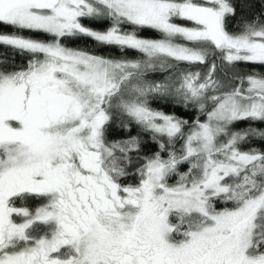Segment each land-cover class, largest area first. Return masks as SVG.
<instances>
[{
    "label": "snow or ice",
    "instance_id": "6c2138e0",
    "mask_svg": "<svg viewBox=\"0 0 264 264\" xmlns=\"http://www.w3.org/2000/svg\"><path fill=\"white\" fill-rule=\"evenodd\" d=\"M259 4L0 0V264H264Z\"/></svg>",
    "mask_w": 264,
    "mask_h": 264
},
{
    "label": "trees",
    "instance_id": "16d2710c",
    "mask_svg": "<svg viewBox=\"0 0 264 264\" xmlns=\"http://www.w3.org/2000/svg\"><path fill=\"white\" fill-rule=\"evenodd\" d=\"M234 2H235L236 7H237V16L239 17V15H241L240 0H234ZM254 3L256 5L255 10H259V7H260L259 0H254ZM243 14L248 15L249 13L244 12ZM176 22L177 23H185V21H182V20H177ZM234 23H235V21H232L230 23V25H229L230 30H234L232 27V25ZM92 26L93 27H107V25H95V24ZM0 31L7 32V31H11V29L0 26ZM25 35H34V34L25 33ZM142 35L147 36V37H151V38H157V34L154 32H150V31L144 32V33H142ZM36 38L45 39L46 37L43 35H38V36H36ZM68 46L73 47V48H85L87 50H93V51H96L98 54H109V53H111L112 55H115V56L120 55V53L117 49H115V48H103V49H101L97 45H95L93 41H91L89 39H80V40H77L75 42L69 43ZM130 55H135V53H130ZM241 67H243L248 72L255 71L258 73H264V66L248 64V65H241ZM155 78L156 79H162L163 74H159ZM152 106L153 107H159L165 112H169V113L174 112L176 115L181 116L185 119H189V120L192 119L193 116L195 115L194 112L185 113V111L183 109L175 108L171 104H166L164 102L156 103V104H153ZM248 126H249L248 123H239L234 130H240L243 128H247ZM252 127H264V125H262L260 123H252ZM136 132H137V129L135 126H133L130 134L135 135ZM127 135H129L128 132H126L122 129H119L116 125L112 126L110 139L125 138ZM145 140H148L147 136H145ZM254 146L259 147L260 144L256 143ZM156 150H157L156 145L154 143L148 141V143L144 147L142 154H149L150 155L151 153L155 152ZM184 170H186V168ZM126 182H132V181H126ZM18 202H19V204H22L21 201H18ZM30 205H33V204H30Z\"/></svg>",
    "mask_w": 264,
    "mask_h": 264
},
{
    "label": "flooded vegetation",
    "instance_id": "af4514ba",
    "mask_svg": "<svg viewBox=\"0 0 264 264\" xmlns=\"http://www.w3.org/2000/svg\"><path fill=\"white\" fill-rule=\"evenodd\" d=\"M19 200H17L16 203L17 206H25V205H22V204H19L18 202ZM45 201H43L42 199L38 198V197H32V198H29L26 202V206H28L29 208L31 209H35L36 207L40 206L41 204H43ZM30 204H33V205H30Z\"/></svg>",
    "mask_w": 264,
    "mask_h": 264
}]
</instances>
